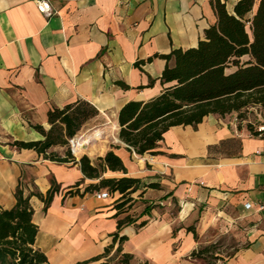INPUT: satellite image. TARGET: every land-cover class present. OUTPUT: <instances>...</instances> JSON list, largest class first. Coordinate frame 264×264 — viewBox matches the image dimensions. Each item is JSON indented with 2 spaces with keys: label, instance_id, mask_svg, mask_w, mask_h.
Returning <instances> with one entry per match:
<instances>
[{
  "label": "crops",
  "instance_id": "obj_1",
  "mask_svg": "<svg viewBox=\"0 0 264 264\" xmlns=\"http://www.w3.org/2000/svg\"><path fill=\"white\" fill-rule=\"evenodd\" d=\"M38 1L0 0V209L15 206L20 183L46 194L55 180L60 193L47 212L38 198L31 200L37 246L50 264H75L113 243L118 221L128 215L116 207L122 201L114 204L122 195L105 201L81 189V195H67L83 181L79 163L46 161L11 143L42 141L31 125L48 130L50 110L87 101L99 115L81 132L88 128L90 139L102 132L95 151L108 150L103 142L111 129L128 150L119 139L120 110L158 97L166 87L162 56L196 48L217 18L214 0H48L50 17ZM220 1L232 14L242 0ZM160 151L139 157L128 150L126 177L159 184L143 189L140 199L162 206L146 207L120 232L132 264H190L194 251L224 237L245 246L216 264H264V139L252 136L235 114L210 115L196 128H171Z\"/></svg>",
  "mask_w": 264,
  "mask_h": 264
},
{
  "label": "trees",
  "instance_id": "obj_2",
  "mask_svg": "<svg viewBox=\"0 0 264 264\" xmlns=\"http://www.w3.org/2000/svg\"><path fill=\"white\" fill-rule=\"evenodd\" d=\"M212 7L217 22L205 31L196 48L174 50L170 55L162 56L167 63L161 77L162 85L166 86L162 93L148 102H129L120 110L119 139L131 153L139 157L159 156L163 154L160 144L171 128H196L210 115L225 117L252 105L264 109V0H242L232 14L220 0H214ZM152 60L140 61L136 67L141 68ZM231 68L234 70L227 72ZM98 115L99 111L87 101L52 109L48 113V130L31 125L43 137L42 141H14L11 146L18 150H33L46 161L81 164L85 178L99 180L88 185L83 194L102 190L111 195L118 193L122 195V202L116 207L127 213L124 208L131 201L128 197L141 188L159 189V184H142L141 179L130 177L102 178L88 160L77 162L70 141ZM247 129L252 136L264 139V130L256 131L251 125ZM55 148H62L64 153L55 152ZM82 183H77L76 191L67 195H81L79 187ZM32 188V191L28 190L20 183L15 193V206L0 209V264H50L48 256L37 246L40 230L34 222L31 200L38 198L47 212L60 193V186L52 179L46 194L40 193L34 185ZM135 222L130 215L118 221L113 243L104 253L75 264H132L133 257L122 249L128 238L120 236V232ZM146 224L143 222L139 227ZM188 231L198 239L194 227ZM212 249L213 246H207L194 251L190 264L205 260Z\"/></svg>",
  "mask_w": 264,
  "mask_h": 264
},
{
  "label": "rangeland",
  "instance_id": "obj_3",
  "mask_svg": "<svg viewBox=\"0 0 264 264\" xmlns=\"http://www.w3.org/2000/svg\"><path fill=\"white\" fill-rule=\"evenodd\" d=\"M234 68L229 69L227 72L233 71ZM236 118H238V122L244 125L246 128L251 125L254 130L261 131L264 130V109L259 106H250L247 109H244L240 113L235 114ZM88 128H85L83 132H81L75 138L82 139L83 146L80 150L74 155L75 158L80 162L82 159L88 160L91 166L96 167L99 171L100 176L106 175L111 177H126L129 170L128 159L130 158L129 152L125 149L117 140L116 136H114V130L111 129L109 131L108 139L103 142L107 146V151H95L97 144H102L101 137L102 132H99L100 136L96 139H90V133L87 132ZM97 143V144H96ZM80 165V176L83 178V184L79 187L82 191L85 190L86 186L91 182H95L85 178ZM143 184V183H142ZM142 188L136 194L128 197L127 200H131L125 206L124 210H126L127 214L131 217H137L145 212V208L149 206L150 209H161V205L154 204L158 202V200L148 201L142 198ZM111 198L116 199L117 196L111 195ZM122 201V198L116 199L114 204ZM152 202V205L149 203ZM178 210V206L172 207L170 213L175 214ZM212 247L213 249L209 255H207L205 260H200L197 264H216L219 259H227L234 255V253L240 248L244 247L241 241L235 238H217L214 242H212L208 247ZM207 247V246H206Z\"/></svg>",
  "mask_w": 264,
  "mask_h": 264
},
{
  "label": "built area",
  "instance_id": "obj_4",
  "mask_svg": "<svg viewBox=\"0 0 264 264\" xmlns=\"http://www.w3.org/2000/svg\"><path fill=\"white\" fill-rule=\"evenodd\" d=\"M38 9L41 13L45 14L46 16L50 17L52 15L51 9H50V4L48 0H39L37 2ZM78 138H74L70 141V148L72 150V153L75 155L77 153V148H78ZM81 148V147H80ZM95 198L98 201H105L109 200L111 198V194L107 190H103L100 192H96L94 194ZM247 209L250 208V206H246ZM263 209V208H262Z\"/></svg>",
  "mask_w": 264,
  "mask_h": 264
},
{
  "label": "bare ground",
  "instance_id": "obj_5",
  "mask_svg": "<svg viewBox=\"0 0 264 264\" xmlns=\"http://www.w3.org/2000/svg\"><path fill=\"white\" fill-rule=\"evenodd\" d=\"M95 136H96V138H97V137L100 136V134H96ZM85 142H86V141H85ZM85 142H83L82 139H81V140H78V148H77V150H76L77 152L80 150V147H82L83 144H84ZM61 257H62V256H58L59 259H60Z\"/></svg>",
  "mask_w": 264,
  "mask_h": 264
}]
</instances>
